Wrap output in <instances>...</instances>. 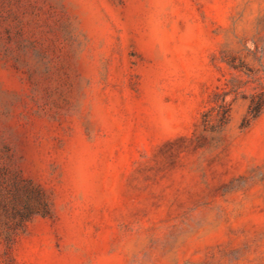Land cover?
Wrapping results in <instances>:
<instances>
[{
  "label": "rangeland",
  "instance_id": "1",
  "mask_svg": "<svg viewBox=\"0 0 264 264\" xmlns=\"http://www.w3.org/2000/svg\"><path fill=\"white\" fill-rule=\"evenodd\" d=\"M0 264H264V0H0Z\"/></svg>",
  "mask_w": 264,
  "mask_h": 264
}]
</instances>
